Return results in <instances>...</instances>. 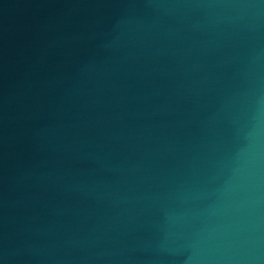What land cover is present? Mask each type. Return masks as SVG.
<instances>
[{
    "label": "water",
    "instance_id": "1",
    "mask_svg": "<svg viewBox=\"0 0 264 264\" xmlns=\"http://www.w3.org/2000/svg\"><path fill=\"white\" fill-rule=\"evenodd\" d=\"M0 264H264V0H0Z\"/></svg>",
    "mask_w": 264,
    "mask_h": 264
}]
</instances>
